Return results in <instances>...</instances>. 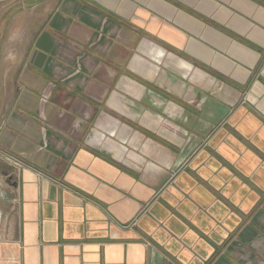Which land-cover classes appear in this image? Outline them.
Here are the masks:
<instances>
[{"label": "crops", "instance_id": "obj_1", "mask_svg": "<svg viewBox=\"0 0 264 264\" xmlns=\"http://www.w3.org/2000/svg\"><path fill=\"white\" fill-rule=\"evenodd\" d=\"M0 264H264V0H0Z\"/></svg>", "mask_w": 264, "mask_h": 264}, {"label": "built area", "instance_id": "obj_2", "mask_svg": "<svg viewBox=\"0 0 264 264\" xmlns=\"http://www.w3.org/2000/svg\"><path fill=\"white\" fill-rule=\"evenodd\" d=\"M5 159H6V161L15 163L19 166L23 164L19 158L12 156V155H5Z\"/></svg>", "mask_w": 264, "mask_h": 264}, {"label": "rangeland", "instance_id": "obj_3", "mask_svg": "<svg viewBox=\"0 0 264 264\" xmlns=\"http://www.w3.org/2000/svg\"><path fill=\"white\" fill-rule=\"evenodd\" d=\"M7 162H8V161H7ZM9 165H11V166H15V167H16V166H17V167L19 166V165L15 164V163H12V162H9ZM9 168H10V167H9Z\"/></svg>", "mask_w": 264, "mask_h": 264}]
</instances>
